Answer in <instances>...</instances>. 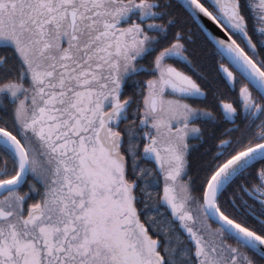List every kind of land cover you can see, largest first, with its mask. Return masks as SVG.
Segmentation results:
<instances>
[{
  "label": "snow or ice",
  "instance_id": "snow-or-ice-1",
  "mask_svg": "<svg viewBox=\"0 0 264 264\" xmlns=\"http://www.w3.org/2000/svg\"><path fill=\"white\" fill-rule=\"evenodd\" d=\"M0 264H264V0H0Z\"/></svg>",
  "mask_w": 264,
  "mask_h": 264
}]
</instances>
